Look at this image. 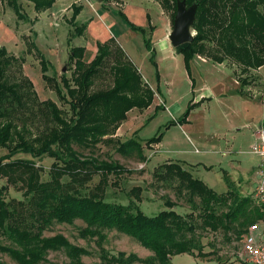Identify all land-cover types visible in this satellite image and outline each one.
<instances>
[{
	"label": "trees",
	"instance_id": "obj_1",
	"mask_svg": "<svg viewBox=\"0 0 264 264\" xmlns=\"http://www.w3.org/2000/svg\"><path fill=\"white\" fill-rule=\"evenodd\" d=\"M27 1L32 3L36 13H42L51 9L57 0ZM152 1L169 13L172 23L177 0ZM185 1L187 7L197 5L191 26L195 35L192 42L176 47L175 51L182 55L189 78L192 60L208 56L219 64L229 60L240 67L241 73L247 75L240 80V85L247 86L250 72L264 66V0ZM2 2L17 18L28 19L18 0H0ZM81 10V5H72L71 24H75ZM119 16L133 32L142 36L154 63V48L146 30L129 22L123 13ZM86 26V23L81 24L74 35L82 36ZM149 29L152 32L154 26L149 25ZM31 46L35 47L33 43ZM113 49L107 44H98L95 56L86 63L85 48H71L68 60L74 67L70 78L61 76V86L46 75L47 60L36 50L42 65V78L68 105V114L52 101H37L27 78L10 82L6 73L16 60L8 55L5 47H0V148L7 151L0 157V179L5 180V186L0 188V237L8 242L0 245V253L15 264H40L46 260L48 251L58 250H64L69 260L64 264H85L81 257L89 255L86 249L71 244L61 234L44 236L53 223L83 222L85 226L78 235L82 239L95 240L100 253L98 264H172L171 257L178 254L201 258L212 255L203 251L199 231L216 233L222 230L225 234L232 231L241 243L252 223L264 221V204L258 205L251 196H241L234 190L224 194L214 192L192 175L191 165L181 161H165L157 167L154 177L163 183L177 182L178 191H186L192 204L197 198L199 205L193 206L196 211L179 214L176 205L167 201L166 209L148 216L134 201L123 205L105 200L109 185L116 186V183H109V177H118L128 170L114 161L83 156L74 147L83 150L103 142L110 143L127 113L133 109H147L154 97L153 91L142 83L137 68L117 46ZM103 69H108L112 83L108 88L93 91L95 79ZM201 102L190 100L183 114L164 128L185 124L189 113ZM34 117L43 122L36 134L26 125V121ZM163 134L159 130L146 140L144 147L158 144ZM144 147L137 140L129 139L119 143L117 151L124 156L135 153L141 161H146ZM18 154L29 155L32 159H53L49 179L42 180V168L32 159L14 158ZM95 176L98 182L88 188ZM9 186L21 189L23 199L6 201L3 192ZM131 192L140 201L141 189L135 187ZM112 230L133 238L152 256L142 259L133 253L110 254L103 243L107 238L105 231ZM231 263L241 264L236 258ZM0 264L4 263L0 261Z\"/></svg>",
	"mask_w": 264,
	"mask_h": 264
},
{
	"label": "rangeland",
	"instance_id": "obj_2",
	"mask_svg": "<svg viewBox=\"0 0 264 264\" xmlns=\"http://www.w3.org/2000/svg\"><path fill=\"white\" fill-rule=\"evenodd\" d=\"M18 2L21 4L22 13L28 17L27 20L17 18L4 2L0 3V47H5L8 55L16 60L6 73L9 81L19 82L22 78H27L32 83L37 101H52L59 109L69 114L68 105L59 99L42 78V65L36 52L37 49L47 60L46 75L54 78L61 86V76L65 75L70 78L74 67L68 60L71 48L84 47V61L89 63L96 54L98 44H107L112 49L117 46L125 58L137 68L142 83L153 91L154 97L151 105L145 110H131L128 123L122 126L121 132L115 133L110 143L103 142L92 149L79 150L74 147L83 156L99 161H114L128 170L127 173L118 177L113 175L109 177V183H116V186L109 185L105 200L123 205L134 201L139 209L148 216H153L166 209L167 201L176 205L175 210L179 214L185 215L196 211L193 206L199 205L197 198L193 200V204L190 203L186 191H178L176 188L177 182H160L154 177V172L158 166L165 162L166 158L172 160L188 158L190 162L199 160L207 148V144L200 140H210L212 130L221 124L225 125L222 120L226 117L219 115L220 109L241 105L234 102V97L227 95V97L220 98L216 92L219 88H227L231 85L227 79L232 78L240 83V80L247 75L242 74L240 67L232 61L226 60L220 65L208 56H197L191 62L190 79L184 67L182 55L176 54L170 45L168 46L170 48L165 49V45L159 41L166 39V34L173 28V22L171 23L169 13L163 11L152 0H102L101 2L97 0H57L51 9L42 13H36L32 3L27 0H18ZM72 5H81L83 8L75 18V24L70 23ZM120 13H123L132 24L144 27L147 37L151 38L149 25L158 28L151 40L155 54L154 63L150 60L151 53L146 50L142 36L130 29L128 23L119 16ZM166 21L167 26L164 25ZM84 23L87 26L83 35L75 36V29ZM191 31L195 35V32ZM31 43L36 48L32 47ZM63 68H65L64 72H62ZM249 80L250 82L244 90L252 96L255 86L261 82L255 78L254 70L250 72ZM111 83L112 77L108 69H103L101 75L95 79L92 89L93 91L105 89ZM250 88L251 90H249ZM200 91L203 95L212 96L211 103L205 105V108L209 107L211 110H215L213 116H210V112L203 114L200 110L205 108L201 106L192 113V128L175 125L165 129L164 126L168 122L178 118L185 111L192 97H195L196 101L197 93ZM251 103L246 109L248 110L247 115L250 120L253 118L264 126V110L258 105L259 101ZM245 107L246 104L243 107L244 110ZM201 114L202 119L205 116L202 125L199 122ZM19 124L22 125L21 122ZM26 125L32 134H36L39 126H43V122L34 117L27 120ZM159 130L164 133L161 138L164 145L157 146L155 143L152 148H145L146 140L152 138ZM199 135L201 139L198 138ZM129 139L137 140L144 147L148 160L146 156V161H141L135 153L124 156L117 151L119 143ZM170 149H178L179 154L166 151ZM188 151H190L189 155H182ZM6 153L5 149L0 148V157ZM14 158L32 159L29 155L24 154H18ZM32 160L37 167L42 168V180L47 181L49 179L48 172L54 162L53 159L42 157ZM213 174L210 173V175ZM194 177L196 176L194 175ZM98 179V176H95L88 184V188L93 187ZM3 186H5V180L0 179V188ZM135 187L141 189L140 201L131 192ZM22 193L21 189L9 186L3 192V198L6 201L13 198L22 200ZM84 226V223L79 220L74 221L71 225L53 223L44 236L63 235L71 244L83 247L89 252V255L81 257L83 263L98 264L100 253L95 240L82 239L78 235L79 230ZM199 232L201 243L204 245L203 251L211 252L212 255L201 258L186 253L178 254L171 257L172 264H232L233 258L240 261L241 243L232 231L226 234L222 230L216 233ZM105 233L107 238L103 247L110 254L117 255L119 252H124L128 255L133 253L142 259L152 256L149 250L127 235L114 230L105 231ZM7 243L4 238L0 237V245ZM45 259L40 264L69 262L64 250L48 251L45 254ZM0 261L4 264H15L7 255L1 253Z\"/></svg>",
	"mask_w": 264,
	"mask_h": 264
},
{
	"label": "crops",
	"instance_id": "obj_3",
	"mask_svg": "<svg viewBox=\"0 0 264 264\" xmlns=\"http://www.w3.org/2000/svg\"><path fill=\"white\" fill-rule=\"evenodd\" d=\"M164 25H168L167 21L164 22ZM157 30L158 28L154 27V30L151 32V40ZM171 31L166 34V39H164V41L163 39H160L159 41L161 42V44L165 45V49L170 48L168 47L170 45L171 48L175 51V48L172 47L170 41L168 40V36ZM254 76L256 79H259L261 83H256L257 86H255V89L252 91V96L250 93L248 94L244 90L246 86L241 87L240 83L232 78L227 79L229 81V85L231 84L229 87L219 88L218 92H216V95L220 98L227 97V95H229L230 97H234V102L241 105L239 107L230 106L226 109H220V114H218L220 116L222 115L226 117V119L222 120L225 125L221 124L219 125V127L214 128V130H212V134L210 135V140L201 139L200 135L198 136V138L200 137L201 139L200 141H203L207 144V148L203 151V154L201 157H199V160H197L196 162H190L188 158H184L185 160H172L171 158H166L164 161H181L188 165H191L192 168L190 169L192 175H195L196 178L203 181L209 188H211L218 194H224L230 190H234L241 196H250L257 180V166L259 163V158L255 154L253 146L257 141V130L259 127H262V124L258 123L253 118H251V120L253 119V121H251L249 116L247 115L248 110L246 109L248 106H250V104H252L251 102L259 101L258 105L262 110H264V66L255 70ZM249 90H251V88ZM197 94L198 98L196 99V101L195 97H192L191 99L193 103H197L200 100H202L203 102H201L199 106L195 107L189 113L187 122L182 125H177L178 127L192 128L191 120L193 111L201 106H204L205 108V105L211 103L212 96L208 97V95H203L202 91ZM245 104L246 107L244 110L243 107ZM200 111H202L203 114H205V112H210V116L212 117L215 110H211V108L208 107ZM129 114L130 112L127 113V118L124 122L121 123L120 127L116 131L117 133L121 132L123 128L122 126H125L128 123L127 121L129 118ZM202 117L203 116L201 114L199 118V122L201 125L204 124L203 120L205 119V116L203 119ZM163 145L164 143L162 139L161 143L157 144V146ZM166 151L174 154H179L178 149H170ZM189 152L190 151L182 155L187 156L189 155ZM144 156H146L145 150ZM210 173L214 174L210 175Z\"/></svg>",
	"mask_w": 264,
	"mask_h": 264
},
{
	"label": "built area",
	"instance_id": "obj_4",
	"mask_svg": "<svg viewBox=\"0 0 264 264\" xmlns=\"http://www.w3.org/2000/svg\"><path fill=\"white\" fill-rule=\"evenodd\" d=\"M259 158L257 166V180L251 192L252 200L264 204V127L257 130V141L253 146ZM241 264H264V221L252 223L244 233L241 240Z\"/></svg>",
	"mask_w": 264,
	"mask_h": 264
},
{
	"label": "water",
	"instance_id": "obj_5",
	"mask_svg": "<svg viewBox=\"0 0 264 264\" xmlns=\"http://www.w3.org/2000/svg\"><path fill=\"white\" fill-rule=\"evenodd\" d=\"M97 1L101 2L102 0ZM196 9V4L187 7L185 0L176 1L173 28L168 36V40L170 41L172 47L176 48L185 43L192 42L194 34L191 31V26L195 20ZM64 71L65 68H63L62 72Z\"/></svg>",
	"mask_w": 264,
	"mask_h": 264
}]
</instances>
